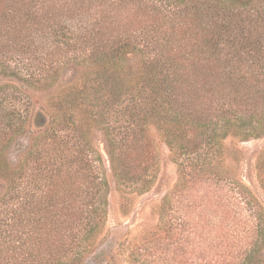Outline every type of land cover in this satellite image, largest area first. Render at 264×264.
<instances>
[{"label": "trees", "instance_id": "obj_1", "mask_svg": "<svg viewBox=\"0 0 264 264\" xmlns=\"http://www.w3.org/2000/svg\"><path fill=\"white\" fill-rule=\"evenodd\" d=\"M39 63L53 71L51 80L63 65L82 69L74 94L88 103L91 121L114 113L117 125L105 128L106 148L125 200L153 182L148 131L155 124L179 170L161 210L172 201L182 207L191 182L197 206L207 202L205 218L197 221L207 226L206 235H217L211 245L217 251L206 261L233 264L230 258L242 254L244 262L236 264L250 263L256 255L245 245L257 246L264 236L263 211L243 183L224 178L214 156L222 157L229 136L264 134V0H0V73L26 69L34 81ZM8 132L0 129V135ZM69 135L74 138L68 129ZM70 139L53 159L41 160L44 168L32 167L33 185L7 182L0 264H70L63 257L74 250L80 255L71 264H80L91 254L108 215L106 166L99 151ZM4 149L0 144V178H14L25 165L10 168ZM257 169L264 187V150ZM242 235L250 238L244 245Z\"/></svg>", "mask_w": 264, "mask_h": 264}, {"label": "rangeland", "instance_id": "obj_2", "mask_svg": "<svg viewBox=\"0 0 264 264\" xmlns=\"http://www.w3.org/2000/svg\"><path fill=\"white\" fill-rule=\"evenodd\" d=\"M37 66L38 69L33 76L35 74L39 76L34 81H28L29 77L25 76L26 69L22 70V75L19 72L17 75L0 73V129L9 131L0 135V144L5 145L1 157L10 168L19 161L25 165L14 178H0V205L11 196L7 182H11L12 179L14 185L20 183L21 186L22 184L27 186L29 182L34 181L36 172L32 167L44 168L38 165L41 160L48 161L54 158L57 149L65 146L64 139L71 138V135L64 137L69 129L75 139L91 145V150L99 151L105 162L104 173L109 183L106 222L94 239L91 254L80 264H209L206 256L216 253L217 250L211 245L217 235L216 232L206 235L207 226L197 221L200 217L204 219V213L208 210L206 201L200 206L194 201L198 194L195 186L187 182L185 194L189 193L186 198H190V201L185 199L182 207L172 201L171 206L166 207L164 211L160 208L164 194L176 190L179 170L173 160V153L165 144L158 127L149 123L148 136L153 144L154 160L147 173L153 177V182L147 191L132 192L125 200L115 188L106 148L105 128L107 124L117 125L114 113L109 111L99 118L95 116L96 121L90 120L91 108L88 103H84L81 95L80 99H76L74 94L78 86L77 81L83 74L81 68L73 64L63 65L56 71L57 73L55 72V80H51L49 75L53 71H49L42 63ZM70 93L74 95L68 96ZM94 111L98 113L99 109L95 108ZM66 117L70 120L68 121ZM12 121L20 128L15 130L10 124ZM74 138L72 137L69 143L73 142ZM51 144L56 146L50 154L45 151L40 154V151L37 155V149L50 147ZM223 146L222 157H214L226 171L223 173L224 178L226 180L234 178L249 189L263 211L264 221V187L259 180L257 169V161L264 150V134L247 140L229 136L223 142ZM34 160L36 162H33ZM46 167L42 172L48 171ZM230 208L232 207L229 206L227 209L231 210ZM246 208L249 207H244L243 215L249 212ZM160 212H165L162 220ZM179 215L183 216L178 220ZM240 238L243 245L244 242L250 241V238L244 235ZM258 240L257 246L245 245L249 249L247 254L256 255L250 263L249 259H246L248 264H264V236H260ZM234 245V249H239L241 244L235 241ZM233 251L236 254L237 250ZM79 255V252L76 253L74 250L63 259L66 258L65 260L71 264ZM244 258L245 256L241 254L230 258V261H233V264L242 263Z\"/></svg>", "mask_w": 264, "mask_h": 264}]
</instances>
